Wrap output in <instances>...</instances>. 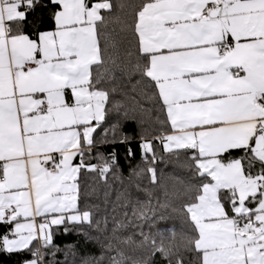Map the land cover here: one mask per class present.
Instances as JSON below:
<instances>
[{"label":"snow or ice","instance_id":"6c2138e0","mask_svg":"<svg viewBox=\"0 0 264 264\" xmlns=\"http://www.w3.org/2000/svg\"><path fill=\"white\" fill-rule=\"evenodd\" d=\"M48 3L57 8L56 30L34 40L23 28L29 14L47 7L44 0H0V222H15L0 253L31 251L38 238L47 247L51 225L68 231L92 223L77 208L76 180L82 168L96 169L84 157L113 110L110 92L92 77V66L103 63L101 9L113 5ZM135 32L141 75L154 82L175 132L161 143L168 152L192 150L200 184L185 210L201 264H264V0H147ZM141 148L155 159L151 141ZM29 165L35 215L51 217L38 227L18 220L34 215L30 193L19 191L28 188ZM148 172L155 182V169ZM140 236L151 256H170L162 241ZM33 255L25 264H39Z\"/></svg>","mask_w":264,"mask_h":264},{"label":"trees","instance_id":"16d2710c","mask_svg":"<svg viewBox=\"0 0 264 264\" xmlns=\"http://www.w3.org/2000/svg\"><path fill=\"white\" fill-rule=\"evenodd\" d=\"M44 2L47 7L29 14L23 28L30 36L37 37L53 25L56 6ZM108 2L113 7L101 10L104 23H98L103 63L93 66L92 77L110 92L108 106L113 110L94 134L96 145L84 157L85 164L96 169L82 168L78 179V209L90 212L92 223L69 224L68 231L65 225L53 226L52 243L47 247L41 244L38 258L41 264H113V257L122 259L123 264H145L147 260L150 264H169V260L171 264L177 260L201 264L185 210L200 184L191 168L192 150L164 149L161 141L171 132V124L154 82L141 75L145 60L139 53L135 23L147 0ZM144 141L152 142L155 159L153 152H143ZM105 166L109 171L102 175ZM148 168L155 169V182ZM141 231L158 244L162 241L170 256H151L150 245L142 243ZM36 246L31 251L0 253V264H24L37 257L33 255Z\"/></svg>","mask_w":264,"mask_h":264},{"label":"crops","instance_id":"0c3cea01","mask_svg":"<svg viewBox=\"0 0 264 264\" xmlns=\"http://www.w3.org/2000/svg\"><path fill=\"white\" fill-rule=\"evenodd\" d=\"M97 2H90V0H89V6L91 7L93 4H96ZM99 3H101V2H99ZM56 10H57V8H56ZM102 10V9H101ZM52 22H53V25H52V27H50L49 29H47V30H45V31H42V32H50V31H55L56 30V23H55V20H54V18H53V20H52ZM42 32H40V33H42ZM25 34H27L31 39H34V40H36V39H38V36L37 37H33V36H30L28 33H26V32H24ZM94 66V65H93ZM93 66H92V68H93ZM69 96H70V93H69ZM170 121V120H169ZM171 124V123H170ZM172 134H175V132H174V130L172 129V127H171V132L169 133V134H167V135H172ZM166 135V136H167ZM166 136H164V137H166ZM163 137V138H164ZM58 155V154H57ZM80 162V160H79V157H77L74 161H73V164L74 165H77V164H80L79 163ZM3 163V161H0V164H2ZM79 175H80V173L78 174V176H77V180H76V183L78 184V193H77V208L79 207V183H78V179H79ZM1 177H4L3 176V172H2V170H0V182H3L4 180H1ZM28 177H29V185H28V188L27 189H19V191H25V190H27L29 193H30V195H31V202H32V211H33V216L32 217H28V218H25V217H23V216H21V217H19L18 218V220H19V222L20 223H28V222H31V221H35V223H36V225H37V227L39 226V224L40 223H43V222H46V221H49L50 219H51V217L50 216H38V215H35V193H34V190L31 188V167H30V165L28 166ZM15 191H17L16 189H10V190H5V193L6 194H8V193H10V192H15ZM13 207H15V205H13ZM14 226H15V222H13V223H11V224H4V223H2V222H0V238H2L3 236H5V233L7 232V230H11V232L14 230ZM53 226H55V225H51V228L53 227ZM51 228H50V231H51ZM10 238H14V237H10ZM37 244V246H36V248H35V251H34V253H37V254H41L42 253V251H41V244L43 243V240L41 239V238H38L37 240H34L33 242H32V245H30V248L34 245V244ZM24 250H27V249H23V250H21V251H24ZM20 251V252H21ZM9 254V253H8ZM11 254H14V253H11ZM37 257H35V258H33V259H36ZM33 259H30V260H27V261H31V260H33ZM38 260H39V258H38ZM27 261H25V262H27ZM25 262H24V264H25ZM39 264H41V262H40V260H39Z\"/></svg>","mask_w":264,"mask_h":264},{"label":"built area","instance_id":"2783aa9c","mask_svg":"<svg viewBox=\"0 0 264 264\" xmlns=\"http://www.w3.org/2000/svg\"><path fill=\"white\" fill-rule=\"evenodd\" d=\"M79 160H80V158H79ZM46 166L50 168V165H46ZM1 180H4V177H1ZM11 233H12L11 230H7V232L5 233V235H8L9 238H10L12 236Z\"/></svg>","mask_w":264,"mask_h":264},{"label":"rangeland","instance_id":"374dc122","mask_svg":"<svg viewBox=\"0 0 264 264\" xmlns=\"http://www.w3.org/2000/svg\"><path fill=\"white\" fill-rule=\"evenodd\" d=\"M97 3H99V2H97ZM101 3H104V2H101Z\"/></svg>","mask_w":264,"mask_h":264}]
</instances>
